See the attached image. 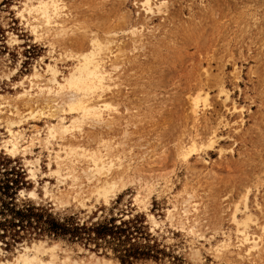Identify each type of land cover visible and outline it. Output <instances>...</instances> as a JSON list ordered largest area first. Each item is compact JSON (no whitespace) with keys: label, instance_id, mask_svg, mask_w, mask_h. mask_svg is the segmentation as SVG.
Listing matches in <instances>:
<instances>
[{"label":"rangeland","instance_id":"1","mask_svg":"<svg viewBox=\"0 0 264 264\" xmlns=\"http://www.w3.org/2000/svg\"><path fill=\"white\" fill-rule=\"evenodd\" d=\"M165 1V13L149 15L142 0H65L67 33L40 41L17 14L24 0H0V144L12 138L11 131L24 138L21 152L14 156L0 149V187L7 179L11 187L0 189V261L12 260L25 244L44 240L57 243L61 260L68 255L71 264H105L103 258L108 264H264V235L260 252L249 255L247 246H237L238 227L232 218L237 210L240 227L246 223L248 230L261 234L264 0ZM135 26L142 29L136 43L130 33ZM12 34L17 44L10 43ZM92 38L109 43L120 56L118 86L107 97L117 111L105 122L84 124L76 138L46 143L47 126L62 120L69 124L76 114L59 111L60 98L36 90L22 95L21 82L30 89L26 77L36 67L43 72L52 56L58 59L62 80L76 63L67 56L87 51ZM197 95L207 98L209 106L195 118L191 105ZM34 108L42 114L28 118ZM213 129L219 137L207 141ZM37 130L41 132L33 138ZM193 138L200 140L199 150L182 162L179 151ZM70 142L79 149L120 156L121 165L117 160L111 174L117 181L116 194L109 203L92 193L88 162L64 158L62 148ZM25 158L37 167V183ZM58 161L64 168L61 174L72 170L77 182L70 176L58 182ZM73 183H80L81 189H73ZM146 183L157 186L145 191L139 208L133 197L147 188ZM45 185L50 196L45 195ZM34 188L37 195L31 197L28 193ZM242 193L248 194L246 210ZM189 195L198 211L189 214L186 227L196 225L202 235L197 242L181 231L180 216L173 222L166 219V209L177 204L181 211ZM143 207L159 227H152ZM17 211L37 214L42 222L13 226L19 224L14 220ZM49 222L56 225L50 228ZM104 226L132 232L138 253L122 262L110 236L96 238L94 231ZM224 233L231 235L233 245L216 258L211 246L221 242ZM194 248L201 254L197 256Z\"/></svg>","mask_w":264,"mask_h":264},{"label":"bare ground","instance_id":"2","mask_svg":"<svg viewBox=\"0 0 264 264\" xmlns=\"http://www.w3.org/2000/svg\"><path fill=\"white\" fill-rule=\"evenodd\" d=\"M166 4L167 2L165 0H142L143 10L149 15L165 13L166 10L164 6H166ZM17 10L18 16L26 23L36 40H49L51 37H57L60 35L62 36L65 35L69 29L67 24L68 19L67 17H64L68 16L65 0H24L22 7L18 8ZM141 31L142 29L137 28L136 26L131 28V35H133L134 38L136 37L134 40L135 43L142 39V35H140ZM18 41L19 39L17 36L12 34L10 37V43L17 44ZM90 42L91 45L87 51H83L75 57L74 55L67 56L71 59H75L76 63L68 74L62 75V80L59 79V76L62 74V72L58 68V59L52 56L51 58L53 62L48 63L46 68L43 69V72H40V70L36 67L34 69V73H32L31 76L26 77L29 83L28 86H30V89L28 88L29 90L25 88V84L21 82L24 89V93H22V95H32V91L36 90V94H47L56 100L57 98H60L63 106L58 107L59 111H69L76 114L69 124H65L62 120L58 125L47 126L48 129L45 135L46 143H50L53 140L65 139L68 136H71V138H76L78 134H82L84 130V124L88 123L89 121H94L96 123L105 122L108 119H111L114 113L117 111L110 101L107 100V97L110 95V93H113L114 88L118 86L115 72L118 69V64H116V62L120 56L116 50H113L109 47V43L102 45V43H100L97 38H92ZM119 49L120 47L117 49V51ZM53 51L54 47H51L50 52ZM108 62H110L109 66L107 64ZM42 77L46 78L41 79ZM33 78L36 80H33ZM67 94H69V97L63 99L62 97ZM2 106V103H0V111ZM208 106L209 103L207 98L202 99L199 95L194 97L191 107L195 118H198L200 113L206 110ZM233 108L234 110L238 109L236 106ZM37 114H42L41 110H37L36 108L31 109L28 112V118H34ZM24 116L26 117V115ZM40 132L37 130L33 138H38ZM217 132L218 131L216 129H213L207 137V141L215 142L217 137H219ZM11 133L12 138L4 141L3 144L1 143L0 149H4L8 154L14 156L18 152H21L20 146L24 138L21 134H19V132L15 134L11 131ZM199 142L200 140L198 141L196 138H193L190 140L189 144L182 145L179 151V156L182 162H188L189 157L198 149L197 145ZM79 148V145H72L70 142L69 145H64L62 148L64 154H62L65 155L64 158L70 163H74L75 160H79V157L84 158L88 162L89 165L87 167V180L93 182L92 193L97 198L102 197L105 203H109V198L116 194L115 191L117 189V181L114 177H111V174H113L112 170L116 166V161L118 160L117 162L119 163V160H121L120 156H112L108 153L92 151L83 147L81 149ZM107 148L108 147L106 146V150H108ZM57 158L58 160H61L62 157L60 153H57ZM25 160L29 166V174L37 183V167L35 166L34 162L30 161L29 159L25 158ZM59 162L60 161H58L59 170L55 171L58 174V182L62 183L63 178H66V176H70L73 181L77 182L78 177L75 175V173L73 174L72 170L65 174H61V171H64V168H61V163ZM119 165H121V163H119L118 166ZM66 169H68V167H66L65 170ZM146 185V189L145 186L144 188L139 189L136 195L133 197L135 201L134 204H136L139 208L141 207L143 200L146 198L145 191H151L153 189L154 183H146ZM76 186L77 189H81L80 183H73L71 185L73 189ZM35 190L36 188L31 190L28 194L31 197H36L37 194ZM44 191L46 196H50V190L46 185L44 186ZM192 197V195H189L185 200H183L184 205L182 206L181 211H179L177 204H173L171 207L167 208L166 219L173 222L177 216H180L178 223L181 231L186 233L187 236L197 242L202 235L197 233L198 231L196 229V225L192 224V226L189 225L190 227H186V221L188 220L189 214L192 211H198V204L193 203ZM247 200L248 194L246 193L244 197L245 210L248 208ZM143 203H145V200ZM143 208L147 211L146 214L152 224V227H159L160 222L153 215V213H151L147 207ZM236 211L233 213L232 218L238 227L235 233L239 243L237 246H247L246 248L249 255H251L253 252H260L263 243L264 226L262 227L261 234H256L248 230L246 223H243L244 225L240 227L242 222L240 221L239 217H237ZM246 214L249 218V213ZM231 239L232 238L230 234L224 233V239L221 242L211 246V252L214 253L216 258L221 257L228 249H230V247L233 245L231 243ZM59 250L60 249L57 243L49 244L44 240H38L36 242H32L30 245H23L17 250V255H15L12 260L0 261V264H71L68 255H64L63 261L61 260ZM194 251L197 256L201 254L199 248H194ZM92 254L94 255V253ZM102 260L105 264L110 262L105 258Z\"/></svg>","mask_w":264,"mask_h":264},{"label":"trees","instance_id":"3","mask_svg":"<svg viewBox=\"0 0 264 264\" xmlns=\"http://www.w3.org/2000/svg\"><path fill=\"white\" fill-rule=\"evenodd\" d=\"M11 188L9 186V180H5V185L3 187H0V189H7ZM5 194V192H4ZM3 208L5 210H8V204L5 202L3 203ZM27 211H31V209H27ZM19 220V224L13 223V226L21 225L22 227L32 226V224L36 223L38 225L40 222V216L37 214L28 213L25 214L22 211L15 212L14 220ZM50 228H53L56 223L49 222L47 223ZM58 225V224H57ZM117 229L114 230L113 226L111 228L108 227H102V229H97L95 232L96 238H105L107 236H110V239L117 245V250L121 253L122 262H125L128 260V257H131L133 255H136L138 253V250H135L133 247V243L131 242V239L133 238V233L130 232L128 229H123L119 226H114ZM129 245V247H127Z\"/></svg>","mask_w":264,"mask_h":264}]
</instances>
